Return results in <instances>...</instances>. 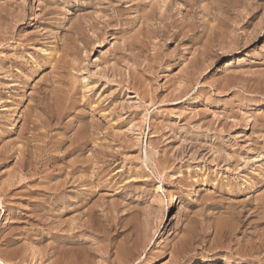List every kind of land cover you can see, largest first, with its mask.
Wrapping results in <instances>:
<instances>
[{"label":"rangeland","instance_id":"374dc122","mask_svg":"<svg viewBox=\"0 0 264 264\" xmlns=\"http://www.w3.org/2000/svg\"><path fill=\"white\" fill-rule=\"evenodd\" d=\"M99 1L0 0V264H264V0Z\"/></svg>","mask_w":264,"mask_h":264},{"label":"bare ground","instance_id":"6f19581e","mask_svg":"<svg viewBox=\"0 0 264 264\" xmlns=\"http://www.w3.org/2000/svg\"><path fill=\"white\" fill-rule=\"evenodd\" d=\"M97 1H99V0H97ZM107 1H108V0H107ZM109 1H110V3H111V0H109ZM164 1H165V0H164ZM187 1H188V0H187ZM193 1H194V0H193ZM249 1H250V0H249ZM94 2H95V1H94ZM99 2H100V1H99ZM99 2H98V3H99ZM189 2H191V0H190ZM189 2H188V3H189ZM235 2H236V1H235ZM235 2H234V3H235ZM240 2H241V1H240ZM107 3H108V2H107ZM161 3H163V2H161ZM167 3H169V2H167ZM192 3H193V2H192ZM237 3H239V2H237ZM253 3H254V2H253ZM253 3H252V4H253ZM94 4H96V3H94ZM133 4H134V3H133ZM163 4H165V2H164ZM163 4H162V6H163ZM195 4H196V3H195ZM195 4H194V5H195ZM224 4H225V3H224ZM231 4H232V3H230V6H234V5H235V4H234V5H233V4L231 5ZM243 4H244V3H243ZM160 5H161V4H159V6H160ZM169 5H170V4H169ZM188 5H189V4H188ZM194 5H192V7H193ZM248 5H249V4H248ZM254 5H255V6H253V8H252L254 11H253L251 17H252V16H255V15L257 14V12L259 11L258 7H259V6H260V7L262 6V4L259 3V0H255ZM159 6H157V7L159 8ZM190 6H191V5H190ZM235 6H236V5H235ZM131 7H132V6H131ZM157 7H156V8H157ZM163 7H164V6H163ZM163 7H162V9H158L157 11L161 10V12H162ZM165 7H166V6H165ZM168 7H169V6H168ZM242 7H243V6H242ZM40 8H41V7H40ZM149 8H150V7H149ZM149 8H148V9H149ZM156 8H155V9H156ZM160 8H161V7H160ZM183 8H184V7H183ZM43 9H44V7H43ZM46 9H47V8H46ZM151 9H154V8H151ZM168 9H169V8L166 9L167 12H169ZM166 10H163L164 13L166 12ZM230 10H231V9H230ZM240 10H241V9H240ZM4 11H5V10H4ZM118 11H119V10H118ZM157 11H156V14H157ZM45 12H46V11H45ZM47 12H48V11H47ZM145 12H147V11H145ZM148 12H149V10H148ZM148 12H147V13H148ZM152 12H153V11H152ZM159 12H160V11H159ZM159 12H158V14H159ZM154 13H155V12H154ZM164 13H162V14H164ZM236 13H237V12H236ZM248 13H249V12H248ZM117 14H118V13H117ZM117 14H116V15H117ZM139 14H141V13H139ZM144 14H145V13H144ZM152 14H153V13H152ZM152 14H150V16H153V15H154V14H153V15H152ZM160 14H161V13H160ZM160 14H159V15H160ZM244 14H245V13H244ZM240 15H241V13H240ZM119 16H120V15H119ZM148 16H149V14H148ZM148 16H147V18H148ZM164 16H165V18H166V15H164ZM242 16L244 17V15H242ZM242 16H241V17H242ZM111 17H112V16H111ZM143 17H146V16L143 15ZM187 17H188V16H187ZM238 17H239V16H238ZM116 18H117V17H116ZM116 18H115V19H116ZM155 18H156V17H155ZM158 18H159V17H158ZM161 18L165 19L163 16H162ZM168 18H169V17H168ZM239 18H240V17H239ZM92 19H93V18H92ZM112 19H113V17H112ZM115 19H113V20H115ZM145 19H146V18H145ZM145 19H144V20H145ZM150 19H153V18H150ZM94 20L96 21V18H95ZM101 20H102V19H101ZM108 20H109V19H108ZM110 20H111V19H110ZM117 20H118V19H117ZM144 20H143V21H144ZM146 20H147V19H146ZM146 20H145V22H146ZM148 20H149V18H148ZM148 20H147V21H148ZM102 21H103V20H102ZM104 21H105V20H104ZM115 21H116V20H115ZM119 21H120V20H119ZM140 21H141V20H140ZM108 22L110 23V21H108ZM112 22H113V21H112ZM148 22H149V21H148ZM171 22H172V21H171ZM90 23H91V22H90ZM95 23H96V22H95ZM101 23H102V22H101ZM117 23H118V21H117ZM126 23H127V22H126ZM188 23H189V22H188ZM97 24H99L98 21H97ZM97 24H96V25H97ZM106 24H107V23H106ZM110 24H111V25H108V26H111V27H112V23H110ZM86 25H87V24H86ZM90 25L92 26V25H94V24H90ZM104 26H106V25H105V22H104ZM104 26H103V27H104ZM108 26H107V27H108ZM115 26H116V25H115ZM115 26H114V27H115ZM93 27H94V26H93ZM93 27H92V28H93ZM103 27H102V30L104 29ZM75 28H76V26H75ZM87 28H88V27H87ZM181 28H182V27H181ZM185 28H186V27H185ZM74 30H75V29H74ZM80 30H81V29H80ZM162 30H163V29H162ZM173 30H174V29H173ZM1 31H2V30H1ZM103 31H104V30H103ZM181 31H182V30H181ZM234 31H235V30H234ZM101 32H102V31H101ZM108 32H109V31H108ZM172 32H173V31H172ZM78 33H79V32H78ZM98 33H99V31H98ZM98 33H97V35H100V34H101V33H99V34H98ZM156 33H157V32H156ZM160 33H162V32H160ZM178 33H179V32H178ZM178 33H177V34H178ZM70 34H71V33H70ZM90 34H91V33H90ZM148 34H149V33H148ZM153 34H154V33H153ZM157 34H159V33H157ZM164 34H165V33H164ZM167 34H168V33H167ZM180 34H181V33H179V36H180ZM183 34H184V33H183ZM231 34H232V33H231ZM231 34H230V35H231ZM97 35H96V36H97ZM102 35H104V33L101 34V36H102ZM165 35H166V34H165ZM174 35H175V37H176V34H174ZM101 36H100V37H101ZM125 36H126V35H125ZM232 36H233V35H232ZM234 36H235V35H234ZM155 37H156V36H155ZM166 37H167V36H166ZM229 37H230V36H229ZM97 38H98V37H97ZM235 38H236V37H235ZM235 38H234V39H235ZM230 40H231V39H230ZM87 41H88V40H87ZM120 41H121V40H120ZM123 41H124V40H123ZM177 41H178V40H177ZM89 42H90V41H89ZM100 42H101V41H100ZM134 42H135V41H134ZM233 42H234V41H233ZM78 43H79V42H78ZM78 43H77V44H78ZM234 43H235V42H234ZM69 44H70V43H69ZM145 44H146V43H145ZM229 44H231V43L229 42ZM130 45H131V44H130ZM79 46H80V45H79ZM79 46H78V47H79ZM90 46H91V45H90ZM128 46H129V45H128ZM128 46H127V47H128ZM91 47H92V46H91ZM129 47H130V46H129ZM139 47H140V46H139ZM130 48H131V47H130ZM130 48H129V49H130ZM126 49H128V48H126ZM68 51H69V50H68ZM79 51H80V50H79ZM82 53H83V52H82ZM59 54H60V53H59ZM69 54L71 55V53H69ZM66 55H67V54H66ZM78 55H79V54H78ZM121 55H122V54H121ZM57 56H58V55H57ZM59 57H60V56H59ZM152 58H153V57H152ZM55 59H56V58H55ZM65 62H67V60H66ZM114 62H115V61H114ZM72 64H73V63H72ZM54 65H55V64H54ZM142 65H143V64H142ZM115 66H117V65H115ZM138 66H139V65H138ZM128 67H129V66H128ZM65 68H66V67H65ZM109 68H110V67H109ZM97 71H98V70H97ZM101 71H102V70H101ZM115 72H116V71H115ZM64 73H65V72H64ZM59 74H60V73H59ZM68 74H69V72H68ZM121 76H122V75H121ZM42 79H43V78H42ZM136 80H137V79H136ZM60 82H61V81H60ZM131 82H132V81H131ZM129 85H130V84H129ZM68 88H69V87H68ZM63 92H64V91H63ZM38 93H39V92H38ZM177 95H178V94H177ZM51 96H52V95H51ZM59 99H60V98H59ZM61 99H62V98H61ZM67 101H68V100H67ZM69 101H70V100H69ZM35 103H36V102H35ZM39 103H40V102H39ZM42 103H43V102H42ZM46 103H47V102H46ZM53 103H54V102H53ZM57 103H58V101L56 102V105H57ZM58 104H59L58 107L62 105L61 103H58ZM65 104H66V103H65ZM68 104H70V102H69ZM71 104H72V103H71ZM64 106H65V105H64ZM64 106L62 105V106H61L62 108L59 107L58 109L61 110V109H63ZM68 106H69V105H68ZM72 106H73V104H72ZM65 107H66V106H65ZM70 107H71V106H70ZM70 107H69V109H70ZM54 108H56V107H54ZM46 109H47V108H46ZM66 109H68V107H66ZM74 109H75V108H74ZM80 109H81V108H80ZM60 110H59V111H60ZM55 111H56V110H55ZM66 111L69 112L68 110H66ZM66 111H64V112H66ZM60 112H61V111H60ZM62 112H63V111H62ZM64 112H63V113H64ZM56 113L59 114V112H57V111H56ZM63 113H62V114H63ZM50 114L54 116V113H53V114L50 113ZM57 114H55L56 117H58ZM62 114H61V115H62ZM64 114H65V113H64ZM64 114H63V115H64ZM36 115H37V114H36ZM26 117H28V116H26ZM29 117H30V116H29ZM60 117H61V116H60ZM62 117H63V116H62ZM74 117H75V116H74ZM44 119H45V118H44ZM56 119H57V118H56ZM61 119H62V118H60V120H61ZM29 120H30V119H29ZM29 123H30V122H29ZM26 124H27V123H26ZM41 124H42V123H41ZM33 125H34V124H33ZM90 125H91V124H90ZM34 126H36V125H34ZM34 126H33V128H34ZM27 127H28V126H27ZM31 128H32V127H31ZM44 129H45V128H44ZM88 134H89V133H88ZM35 135H36V134H35ZM38 135H39V134H38ZM84 137H85V136H84ZM73 138H74V137H73ZM70 141H71V140H70ZM69 144H70V142H69ZM72 146H73V145H72ZM86 146H87V141H86V139H83V141L80 140V141L76 142V143L74 144V146H73L72 149H73V151L84 150V149L86 148ZM31 147H32V146H31ZM59 149H60V148H59ZM72 149H71V150H72ZM40 152H41V151H40ZM50 152H51V151H50ZM67 152H68V151H67ZM32 153H33V152H32ZM103 154H104V153H103ZM30 155H31V154H30ZM63 156H64V155H63ZM84 157H85V156H84ZM65 160H66V159H65ZM71 160H72V159H71ZM76 160H78L77 157H76ZM102 161H103V160H102ZM72 163H74V162L72 161V162H71V165H72ZM79 163H80V162H79ZM74 164H75V163H74ZM76 164H77V162H76ZM81 164H82V163H81ZM34 165H35V164H34ZM46 166H47V165H46ZM73 167H74V166H73ZM75 167H77V166H75ZM83 167H86V166H83ZM35 169H36V168H35ZM35 169H34V170H35ZM41 169H42V168H41ZM72 171H73V170H72ZM43 172H44V171H43ZM33 173H34V172H33ZM41 173H42V172H41ZM48 173H49V172H48ZM18 175H19V174H18ZM53 179H54V178H53ZM81 179H83V178H81ZM56 180H57V179H56ZM62 180H63V179H62ZM78 180H79V179H78ZM16 181H17V180H16ZM79 181H80V180H79ZM51 182H52V181H51ZM60 184H61V183H60ZM64 184L66 185L65 182H64ZM88 184H90V183H88ZM12 185H13V184H12ZM60 189H61V188H60ZM56 190H57V189H56ZM56 190H55V191H56ZM84 190H85V189H84ZM47 191H48V190H47ZM60 191H61V190H60ZM35 192H36V191H35ZM57 192H58V191H57ZM59 194H60V193H59ZM62 197H63V196H62ZM5 198H6V197H5ZM3 202H4V201H3ZM102 206H103V205H102ZM70 207H71V206H70ZM111 208H112V207H111ZM90 209H91V208H90ZM6 210H7V209H6ZM83 210H84V209H83ZM102 214H103V212H102ZM36 216H37V215H36ZM101 218H102V217H101ZM173 219H174V222H175V224H176V222H177V216H175ZM260 219H261V218H260ZM78 220H79V219H78ZM85 224H86V223H85ZM85 224L83 223V226H84ZM110 224H111V223H110ZM223 224H224V223H223ZM216 225H217V224H216ZM77 226H78V225H77ZM217 226H218V225H217ZM86 227H88V226H85V228H86ZM110 227H111V226H110ZM218 227H219V226H218ZM224 227H225V226H224ZM226 227H228V226H226ZM77 228H78V227H77ZM106 234H107V233H106ZM74 236H76V233H75V232H73V233H71V234L69 235L70 238H73ZM263 236H264V235H263ZM259 238H260V236H259ZM260 239H261V238H260ZM73 241H74V240H71L70 242H73ZM263 241H264V240H263ZM53 242H54V241H53ZM213 242H214V241H213ZM260 242H261V241H260ZM59 243H60V242H59ZM111 243H112V242H111ZM246 243H247V241H246ZM246 243H245V244H246ZM261 245H262V243H261ZM228 246H229V245H228ZM76 248H77V247H76ZM187 248H188V247H187ZM251 248H254V247H251ZM256 248H257V247H256ZM100 249H101V248H100ZM212 249H213V248H212ZM14 250H15V249H14ZM242 250H243V249H242ZM257 250H258V249H257ZM257 250H256V251H257ZM258 251H259V250H258ZM50 252H51V251H50ZM60 252H61V251H60ZM100 252H101V251H100ZM253 252H254V251H253ZM7 254H8V253H7ZM249 254H251V253H249ZM10 255H11V253H10ZM39 255H40V254H39ZM64 255H65V254H64ZM68 255H69V254H68ZM255 255H256V254H255ZM66 256H67V255H66ZM248 256H249V255H248ZM251 256H252V255H251ZM55 257H56V256H55ZM246 257H247V256H246ZM71 258H72V257H71ZM57 259H58V258H57ZM59 260H60V259H59ZM10 261H11V260H10ZM75 261H76V260H75ZM67 262H69V261H67ZM71 262H72V261H71ZM80 262H81V261H80ZM106 262H107V261H106ZM18 263H19V262H18ZM31 263H32V262H31ZM73 263H74V262H73ZM117 263H118V262H117ZM69 264H70V263H69ZM125 264H126V263H125ZM127 264H128V263H127Z\"/></svg>","mask_w":264,"mask_h":264}]
</instances>
